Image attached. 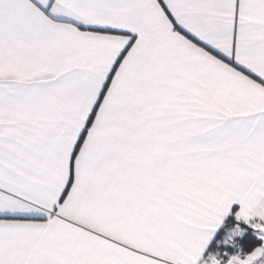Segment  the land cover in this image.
I'll return each instance as SVG.
<instances>
[{
	"label": "snow or ice",
	"instance_id": "1",
	"mask_svg": "<svg viewBox=\"0 0 264 264\" xmlns=\"http://www.w3.org/2000/svg\"><path fill=\"white\" fill-rule=\"evenodd\" d=\"M0 264H264V0H0Z\"/></svg>",
	"mask_w": 264,
	"mask_h": 264
}]
</instances>
